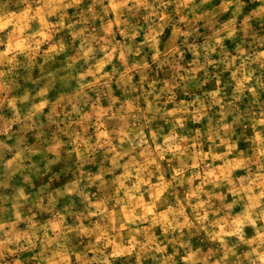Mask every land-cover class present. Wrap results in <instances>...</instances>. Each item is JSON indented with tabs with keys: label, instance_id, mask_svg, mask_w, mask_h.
<instances>
[{
	"label": "clouds",
	"instance_id": "clouds-1",
	"mask_svg": "<svg viewBox=\"0 0 264 264\" xmlns=\"http://www.w3.org/2000/svg\"><path fill=\"white\" fill-rule=\"evenodd\" d=\"M0 264H264V0H0Z\"/></svg>",
	"mask_w": 264,
	"mask_h": 264
}]
</instances>
